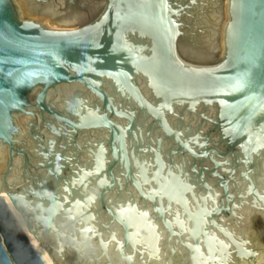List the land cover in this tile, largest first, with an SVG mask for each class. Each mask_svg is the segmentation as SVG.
<instances>
[{
	"label": "water",
	"instance_id": "water-1",
	"mask_svg": "<svg viewBox=\"0 0 264 264\" xmlns=\"http://www.w3.org/2000/svg\"><path fill=\"white\" fill-rule=\"evenodd\" d=\"M0 0V193L53 264H264V0ZM0 264H45L0 198Z\"/></svg>",
	"mask_w": 264,
	"mask_h": 264
},
{
	"label": "bare ground",
	"instance_id": "bare-ground-1",
	"mask_svg": "<svg viewBox=\"0 0 264 264\" xmlns=\"http://www.w3.org/2000/svg\"><path fill=\"white\" fill-rule=\"evenodd\" d=\"M14 2H15V4H16L17 8H18V11H19L20 17H21L22 19H24V20H31V19H27V18H25V13H24V11L22 10V7L20 6L18 0H14ZM31 21L38 22V23H40V24H42V25H44V26H47L45 23L40 22V21H35V20H31ZM0 198H3V199L6 200V203L8 204L9 208L13 211V213H14V215L16 216L17 220L19 221V223L21 224V226H22V228L24 229L25 233L27 234V236H28V238H29L31 244L34 246V248L36 249V251L38 252V254H39V255L42 257V259L44 260V263H45V264H53V263L51 262V260L49 259L48 255L46 254V252L44 251V249L42 248L41 244H40V243L37 241V239L35 238L34 234H31V233L27 230V228H26V224L24 223V221L22 220V218L20 217V215L17 213V211L15 210V208L13 207V205L11 204L10 200L8 199L7 194H6V193H0ZM256 214H258V213L255 212V213L252 214V223H251L252 226H253L254 221H255L256 219H258V216H257ZM260 218H261V217H260ZM262 218L264 219V216H262ZM252 229H253V228H252ZM255 235H256V234L253 233V237H254L255 241H256L259 245H261L260 242H259V238H257V236H256V238H255ZM262 248L264 249V246H262Z\"/></svg>",
	"mask_w": 264,
	"mask_h": 264
},
{
	"label": "flooded vegetation",
	"instance_id": "flooded-vegetation-1",
	"mask_svg": "<svg viewBox=\"0 0 264 264\" xmlns=\"http://www.w3.org/2000/svg\"><path fill=\"white\" fill-rule=\"evenodd\" d=\"M22 10L24 11L25 13V18L27 19H31V20H35V21H40V22H43L45 23L47 26H52V22L54 20H58V23L60 22L59 18L60 19H63L61 20L60 24L62 25H72L76 22H78L79 20L83 19L84 17L87 16L86 12L85 11H82V10H77V11H74V12H71V13H68V14H65L63 16H56V17H41L42 19H36L37 15H31V16H27L28 15V12L25 11L23 8ZM68 16V17H67ZM76 19V20H75ZM65 20V21H64Z\"/></svg>",
	"mask_w": 264,
	"mask_h": 264
},
{
	"label": "rangeland",
	"instance_id": "rangeland-1",
	"mask_svg": "<svg viewBox=\"0 0 264 264\" xmlns=\"http://www.w3.org/2000/svg\"><path fill=\"white\" fill-rule=\"evenodd\" d=\"M31 15H33L32 13H29L28 12V15L27 16H31ZM61 16H63V15H61ZM68 17V16H67ZM42 19L41 18V16H37L36 17V19ZM59 20H60V22H61V20H63V19H60L59 18ZM76 20V19H75ZM65 21V20H64ZM60 22L58 23V20H54L53 22H52V26H56V25H62V24H60ZM252 231H253V233L254 234H256L255 235V238H256V236H257V238H259V242H260V246L262 247V246H264V221L263 220H261L260 218H258V219H256L255 221H254V223H253V226H252Z\"/></svg>",
	"mask_w": 264,
	"mask_h": 264
}]
</instances>
